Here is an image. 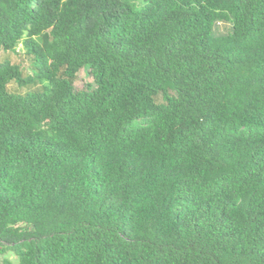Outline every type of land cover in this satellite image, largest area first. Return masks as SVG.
<instances>
[{
	"label": "trees",
	"instance_id": "16d2710c",
	"mask_svg": "<svg viewBox=\"0 0 264 264\" xmlns=\"http://www.w3.org/2000/svg\"><path fill=\"white\" fill-rule=\"evenodd\" d=\"M8 252L264 264V0H0Z\"/></svg>",
	"mask_w": 264,
	"mask_h": 264
},
{
	"label": "rangeland",
	"instance_id": "374dc122",
	"mask_svg": "<svg viewBox=\"0 0 264 264\" xmlns=\"http://www.w3.org/2000/svg\"><path fill=\"white\" fill-rule=\"evenodd\" d=\"M219 41H220V45L222 47H226L228 45V42L222 41L221 38L219 39ZM23 65L27 69V61ZM88 81H90V75L88 73V67L85 66L78 73V79L75 82V87L76 88H83ZM3 256L9 257L12 261H14L15 263H17L16 262V258H15V256L13 254H11L9 252L6 253V254H3V255L1 254L0 255V259Z\"/></svg>",
	"mask_w": 264,
	"mask_h": 264
}]
</instances>
